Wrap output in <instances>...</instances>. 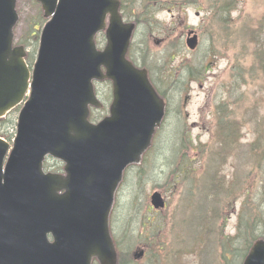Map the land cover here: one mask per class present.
<instances>
[{"label": "water", "instance_id": "obj_1", "mask_svg": "<svg viewBox=\"0 0 264 264\" xmlns=\"http://www.w3.org/2000/svg\"><path fill=\"white\" fill-rule=\"evenodd\" d=\"M36 1L51 20L31 73L23 48H12L16 0H0V118L30 90L6 162L10 145L0 139V264H118L109 231L115 194L150 148L165 102L148 71L126 59L135 25L122 22L118 0ZM186 45L195 49L196 36ZM102 81L112 103L93 124L90 108L101 107L93 83ZM47 156L64 163V175L42 172ZM150 201L164 206L159 193ZM242 264H264V238Z\"/></svg>", "mask_w": 264, "mask_h": 264}, {"label": "rangeland", "instance_id": "obj_2", "mask_svg": "<svg viewBox=\"0 0 264 264\" xmlns=\"http://www.w3.org/2000/svg\"><path fill=\"white\" fill-rule=\"evenodd\" d=\"M211 5L209 0H201V5L186 11L164 10L156 18L161 22L159 32H154L149 37L144 28L139 27L134 34L132 55L142 62L144 54L148 53L147 65L152 68L153 78L158 87L166 91L171 106L168 121L157 136L151 152L138 170L128 172L125 183L116 197V204L119 203L116 213L119 229H116V236L128 237L126 230L132 220L133 231H136V235L130 233L132 246L127 247L126 243L121 245L123 256L127 253V256H131L140 248L134 243L147 236L152 239V248L143 262L146 260L152 264H224L221 261L218 240L235 235L240 216L246 215L245 210L242 212L245 187L240 189L239 199L236 193L224 203L212 205L208 221L205 222L206 227H202V231L194 224L190 234L188 225H185L187 232H181L182 224L186 220H181L182 217L197 214V211H190L187 202L184 201L185 194L189 196L195 193L197 199L200 198V194L193 190L185 192L187 187L176 188L172 183L173 177L167 174L170 168L172 170L179 167L182 154L180 152L185 151L182 146H187V138L193 147L186 148L189 151V158L193 161L191 165L198 168L195 171H200L195 177L197 180L203 179L207 167L212 169L209 166L211 162L213 166L220 168L218 176L223 178L224 185H229L230 181L236 179L240 183L246 173L254 174L259 181V172L254 170L258 167L250 158L253 157L252 149L257 147L262 149L261 161H264V68L254 57L255 44L258 40L255 30L258 27L252 26L262 18L264 0H240L237 9L228 17L231 24L226 18L227 26L214 22L210 27L211 13L208 9ZM33 10L29 0H19L18 14L22 23L16 29L17 39L23 36L27 18L32 15ZM187 26H193L198 30L200 43L197 50L180 51V48L172 44L174 47L168 53L166 45L175 37L176 30L185 31L184 28ZM212 37H216L214 45L211 43ZM195 66L200 67V73L195 78L188 77L180 86L175 85L179 88L175 89L172 84L174 77L170 78V74L175 75L178 70L180 80L183 79L180 76L182 70L188 71ZM226 81L233 82L234 87H240L239 100L229 107L224 118L233 128L231 129L236 131L237 142L235 144L234 140L228 146L224 142L218 146L214 137L213 106L215 107L217 103L218 94L225 107L229 104L225 101L226 96L220 95L221 84ZM98 89L102 95L107 94V87L101 86ZM11 134L12 130L8 135ZM205 145L206 156L200 154ZM137 171H142V177L136 175ZM154 191L164 194L167 201V207L163 212V217L167 220L162 224L159 233L161 240L154 237L157 236L155 229L157 225L143 235H138L140 226L135 223L139 221L140 216L149 215L147 204L149 195ZM125 200H130L132 207ZM173 233L183 235L185 240L178 242L177 239H170Z\"/></svg>", "mask_w": 264, "mask_h": 264}, {"label": "trees", "instance_id": "obj_3", "mask_svg": "<svg viewBox=\"0 0 264 264\" xmlns=\"http://www.w3.org/2000/svg\"><path fill=\"white\" fill-rule=\"evenodd\" d=\"M197 3H200L201 0H195ZM205 1V0H204ZM211 2V7L208 11H211V24L213 26L214 22H217L223 26H227L225 22L226 18L229 17L230 12L236 9L238 6L239 0H209ZM166 4L175 6L176 8H185L191 6V0H122V14L125 19H133L137 25L141 28L153 32L158 29V25L154 19L156 12L160 8L164 7ZM44 20L42 15L38 10L30 17V20L26 24V30L24 32L25 39H23L20 44H23L26 48L35 49L37 42V34L39 27L43 24ZM231 24V23H229ZM252 27L257 28L255 30L258 40H256L254 57L259 61V64L264 68V13L261 20L255 23ZM251 27V28H252ZM215 38L212 37V45L215 44ZM182 46V44H181ZM33 54L30 53L28 56V61H31ZM136 62V60H133ZM142 66H146L144 59L140 63ZM199 68H192V73H195ZM188 78L191 74L187 72ZM192 77V76H190ZM236 78V77H235ZM226 85L221 84L220 95H223L224 88ZM227 94L228 100L232 104H235L240 97L239 87H234L233 82H230L227 85ZM239 93V96H237ZM215 114V130L214 137L216 144L221 146L224 142L228 146L229 143H233L235 140L236 144V133L232 130L233 128L228 125L224 118L226 115V107L224 102L218 94V100L214 107ZM94 120L97 119V116H92ZM10 126V120L4 122ZM232 128V129H231ZM0 134H5L4 132ZM187 146H182L185 151L180 152L181 158L179 164H181L176 169H172V176H174L173 185L176 188L187 187L185 192L196 191L200 194V198L195 197V193L184 197V201L187 202L190 211H197V214H193L187 218L182 217L181 220L186 219L185 223L182 224L181 232L186 233L187 228L185 225L190 227L189 234L192 231L194 224L199 231H202V227L205 226V222L208 221V213L212 209L214 204H222L224 201H227L228 198L232 197L234 194L238 193L237 198L240 196V189L245 187V201L242 203V212L245 210L246 215L240 216L236 234L232 237H225L218 240L219 248L221 250V261L224 264H240L243 258L245 257L248 249L251 244L261 236L264 228V161H261L263 155H261L262 149L253 148L252 155L250 158L251 162L256 165L258 168L254 170L259 172V181L256 180L254 174L246 173L241 179V182L238 183L237 179L235 181H230V184L224 185L223 178H219L218 171L220 168L213 166L212 163H209L210 168L207 167L204 172L203 179L201 181L197 180L195 177L198 176L199 170L191 166L187 169H183V160L187 158L188 149H193L189 139L187 138ZM222 149V151H224ZM251 152V150H249ZM207 147L206 145L200 150L201 155L206 156ZM188 159V158H187ZM174 164L171 165L173 167ZM136 175L140 178L142 177V171H138ZM245 177V178H244ZM255 185L253 189H250V186ZM259 185V187H257ZM213 217L217 218L216 215ZM212 217V218H213ZM196 222V223H195ZM184 225V226H183ZM157 236H154L156 239L161 240L159 233L161 230H156ZM170 239H177L178 242L185 240L183 235L173 233ZM189 239H192L189 237ZM166 241V240H165ZM171 241V240H170ZM119 264H140L134 263L130 260H127L125 256L120 252L119 253ZM157 264V263H156Z\"/></svg>", "mask_w": 264, "mask_h": 264}]
</instances>
